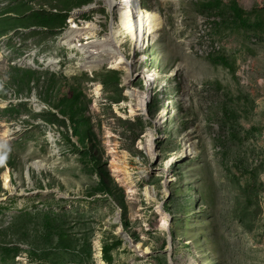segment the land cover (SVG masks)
<instances>
[{"label": "rangeland", "instance_id": "1", "mask_svg": "<svg viewBox=\"0 0 264 264\" xmlns=\"http://www.w3.org/2000/svg\"><path fill=\"white\" fill-rule=\"evenodd\" d=\"M81 4L0 38V264H264V0Z\"/></svg>", "mask_w": 264, "mask_h": 264}, {"label": "trees", "instance_id": "2", "mask_svg": "<svg viewBox=\"0 0 264 264\" xmlns=\"http://www.w3.org/2000/svg\"><path fill=\"white\" fill-rule=\"evenodd\" d=\"M81 1L76 4L67 5L65 10L48 9L42 6H38L37 3H33L34 0H19L12 4H8L0 11V38L9 36V32L20 28L30 27H45L49 29L62 28L68 19L70 11L75 7H80ZM4 1L0 0V8ZM12 70H16L13 68ZM15 78V77H14ZM24 82V78L21 79ZM28 215V213H24ZM110 248L107 246L103 249L105 254L110 252ZM111 260V257L107 258Z\"/></svg>", "mask_w": 264, "mask_h": 264}, {"label": "bare ground", "instance_id": "3", "mask_svg": "<svg viewBox=\"0 0 264 264\" xmlns=\"http://www.w3.org/2000/svg\"><path fill=\"white\" fill-rule=\"evenodd\" d=\"M129 3L131 1H128ZM125 4V2H123ZM134 6V18L135 21H133L131 23V27H132V31H133V39L135 38V40L138 41V43L136 44V46H140L141 45H149L150 39L153 38L155 39L156 36L158 35V31H159V27H160V19L156 16L155 13H153L152 11H148V10H144L139 8L138 6L135 5V3L133 4ZM81 33V32H80ZM137 34L139 35V37L137 36ZM93 35V33L90 32H82L81 36L85 37L86 39L91 38V36ZM77 37L76 34L73 33V31H71L70 33H68V36H66L64 38L63 41L68 42V40L70 42H73L74 40H76L75 38ZM139 44V45H138ZM143 47V46H142ZM91 52V56L93 54H96L92 51ZM122 58L118 55H116L115 57L112 58V64L118 65L122 62ZM87 68V66H84ZM89 68V67H88ZM91 69V68H90ZM140 100L144 99V96L139 95ZM143 105H139V107H142ZM4 178L6 180L5 183V188L9 189V184L7 183L8 181V175L5 174ZM161 214V211H159ZM98 247V246H97ZM135 249H138L135 248ZM97 259L99 261L100 264H104V262L100 259V252H97Z\"/></svg>", "mask_w": 264, "mask_h": 264}]
</instances>
